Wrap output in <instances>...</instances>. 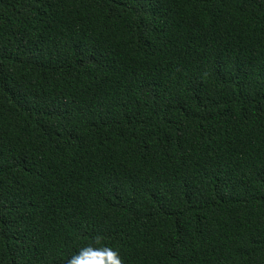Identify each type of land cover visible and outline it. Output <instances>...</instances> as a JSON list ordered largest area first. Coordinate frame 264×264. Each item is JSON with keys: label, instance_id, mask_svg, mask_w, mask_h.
Here are the masks:
<instances>
[{"label": "trees", "instance_id": "obj_1", "mask_svg": "<svg viewBox=\"0 0 264 264\" xmlns=\"http://www.w3.org/2000/svg\"><path fill=\"white\" fill-rule=\"evenodd\" d=\"M264 264V0H0V264Z\"/></svg>", "mask_w": 264, "mask_h": 264}, {"label": "clouds", "instance_id": "obj_2", "mask_svg": "<svg viewBox=\"0 0 264 264\" xmlns=\"http://www.w3.org/2000/svg\"><path fill=\"white\" fill-rule=\"evenodd\" d=\"M66 264H123L118 252L110 246L88 244L73 254Z\"/></svg>", "mask_w": 264, "mask_h": 264}]
</instances>
